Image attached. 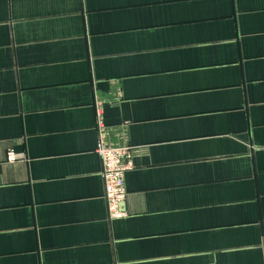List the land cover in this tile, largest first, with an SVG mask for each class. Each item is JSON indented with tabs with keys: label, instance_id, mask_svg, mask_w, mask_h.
I'll list each match as a JSON object with an SVG mask.
<instances>
[{
	"label": "crops",
	"instance_id": "obj_1",
	"mask_svg": "<svg viewBox=\"0 0 264 264\" xmlns=\"http://www.w3.org/2000/svg\"><path fill=\"white\" fill-rule=\"evenodd\" d=\"M0 264H264V0H0Z\"/></svg>",
	"mask_w": 264,
	"mask_h": 264
},
{
	"label": "built area",
	"instance_id": "obj_2",
	"mask_svg": "<svg viewBox=\"0 0 264 264\" xmlns=\"http://www.w3.org/2000/svg\"><path fill=\"white\" fill-rule=\"evenodd\" d=\"M95 153L101 163V178L103 182V198L106 205V217L108 220H119L127 217L123 208L127 191L125 188V175L133 169L132 149L127 145L113 144L109 142L106 126L102 119V108L95 101ZM22 157L8 151L6 162L15 163Z\"/></svg>",
	"mask_w": 264,
	"mask_h": 264
}]
</instances>
